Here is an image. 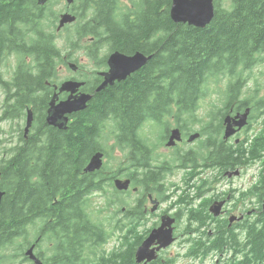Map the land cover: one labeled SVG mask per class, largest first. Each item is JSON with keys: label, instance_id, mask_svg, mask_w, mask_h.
<instances>
[{"label": "flooded vegetation", "instance_id": "obj_1", "mask_svg": "<svg viewBox=\"0 0 264 264\" xmlns=\"http://www.w3.org/2000/svg\"><path fill=\"white\" fill-rule=\"evenodd\" d=\"M8 2L4 0L3 2ZM19 4H11L14 10L19 9L22 16L12 21L3 22L6 31L1 37L5 40L16 42L17 49L11 50L0 47L5 52L18 50L29 52L32 49L33 31L40 33L43 27L46 36H52L53 43L57 38L67 33L75 36L74 47L70 49L76 53L85 52L87 57L95 63V69H87L76 59H66L56 67L54 76L44 79L40 83L38 78L31 77L34 83L29 91H34L29 109L32 112V121L28 132L22 131L21 136L27 139L29 145L34 142V137H39V132L44 128H57L46 121L49 102H55L68 97V91H60L61 83L68 79L84 81V85L77 92L90 93L104 80L102 72L108 71V57L115 51L126 55L141 52L146 55L151 52L143 51V41L139 46L121 51L112 46L82 45L81 28L89 20L92 9L90 5L100 0H20ZM2 1H0L1 4ZM226 4V3H225ZM225 5L224 7H227ZM3 11L7 12V9ZM62 13H70L76 17L75 21L65 23L58 28L59 17ZM34 14L41 17L36 28H31L29 23ZM51 16V17H50ZM54 19L51 24L42 23ZM19 21V22H18ZM26 21V22H23ZM49 22V21H48ZM156 35L150 39L156 40ZM91 38V37H90ZM94 52V58L89 55ZM154 53V52H153ZM255 60L251 65L249 92H243L246 82L238 74L241 66L233 72L219 73L209 80L214 81L221 91L206 93L193 108L190 96H186L189 103H181L180 107L164 117H161L160 95L164 80H176V76L162 78L160 60L154 61L152 68L151 58L142 66L132 70L126 77L109 86L122 84L127 95L133 90L143 91L142 83L137 81L145 77L154 80L146 97L139 100L141 118L137 131L141 141L136 148L137 158L132 160L129 144L123 150L125 159L113 163L115 159L103 152L101 167L94 171H85L89 161L86 160L81 174L77 178V199L83 195L89 202L85 207L87 219L83 227L79 226L74 232L66 236L61 221L66 219L63 212L54 211L51 218L39 221L29 220V244L22 251V257L15 258L5 264H257L255 261L264 262V157L259 162L260 167L247 187L219 186L230 182L242 174L244 167L224 168L220 160L209 157V149L220 144V140L228 144L240 143L244 138L241 134L253 131L255 134L264 131V48L257 51ZM76 62V63H75ZM74 63V67L71 66ZM259 65V67H257ZM68 67L72 72L64 79L56 76L57 70ZM257 67V68H256ZM43 84V85H41ZM1 87V85H0ZM2 88V87H1ZM101 92V91H100ZM92 94V92L90 93ZM210 94H216L219 103H209V108L201 110V101ZM94 95V93H93ZM247 97L249 98L247 100ZM156 100L155 102H153ZM147 101V103H145ZM132 106V103L128 107ZM141 108V107H140ZM154 108V109H153ZM153 109V110H152ZM248 109L246 124L228 138L224 137L226 125L233 124L237 115ZM83 111V110H82ZM82 111H77L78 114ZM68 114L67 123L72 119ZM77 115V118H78ZM227 117H229L227 119ZM237 128L236 125H234ZM162 128V130H161ZM178 128L181 139L172 146L166 142L171 129ZM160 129V131H159ZM34 134L36 136H34ZM194 134H197L196 136ZM113 143L115 137H107ZM133 145L134 139L127 135ZM108 140V141H109ZM107 141V142H108ZM11 142L13 145L21 142L17 135ZM253 163V164H255ZM262 163V164H261ZM239 170V174L234 171ZM138 173L142 185L132 183L129 174ZM209 174H212L211 176ZM179 175V182L174 177ZM130 179L127 189L115 187V179ZM67 196L64 197L68 199ZM93 203H96L95 205ZM214 205H220L217 209ZM53 208V207H52ZM76 211L73 216L80 214ZM163 226V229L172 228L173 240L167 245L157 248L159 241L154 239L146 248V256L137 260V250L144 243L153 229ZM221 233L225 235H221ZM249 233L252 237L248 236ZM32 251L39 263L32 257L25 255V250ZM263 253V256H262ZM152 256L148 258V255ZM154 254V255H153ZM258 254V256H257ZM1 264V262H0ZM263 264V263H262Z\"/></svg>", "mask_w": 264, "mask_h": 264}, {"label": "trees", "instance_id": "obj_2", "mask_svg": "<svg viewBox=\"0 0 264 264\" xmlns=\"http://www.w3.org/2000/svg\"><path fill=\"white\" fill-rule=\"evenodd\" d=\"M0 1L1 37L6 32L3 22L12 21L13 25V19L25 16L19 15V9L9 7L21 3L20 0ZM170 4L171 0L94 1L90 5L92 11L88 15L89 20L84 22L80 35L82 45L112 46L123 52L139 46L140 40L144 39L143 51H152L148 54L152 55L150 68L154 61L160 60L161 77H177L169 82L164 80L162 84V88L167 86L169 89L162 90L158 100L161 117L180 107L181 103H189L186 96H190L193 108H196L206 93L215 91L208 89L210 82H214L209 78L219 73L233 72L241 66L238 77L246 82L249 74L245 72L253 64L257 51L264 48V0H214L215 14L205 27L172 21L169 16ZM40 18L34 14L29 22L31 28L41 23L38 21ZM53 20L47 18L42 25ZM44 33L43 27L40 33L34 29L29 52L0 50V68L10 56L16 60L9 79L0 75L4 92L0 123L17 120L18 127L14 132L21 140L16 145L10 140L4 146L6 156L0 158V191L3 192L0 200L1 264L22 257L24 247L29 244L31 214L33 219L43 221L51 218L54 211L63 212L66 219L61 221L57 217L54 220L61 223L66 236L74 232L79 224L83 227L87 220L84 210L89 202L83 195L80 200L77 199L78 175L86 160L96 151H106L109 156L104 141L110 135L116 139L109 145L112 149L117 146L123 150L130 143L131 158H137L135 147L141 141L137 127L142 120V105L137 100L146 97L148 88L154 83V80L145 77L137 82L146 89L133 90L130 95L123 89V83L109 86L101 92L90 89L94 95L87 107L79 115H72L66 129L44 128L29 145V136L27 139L21 136L23 129H20L19 120L26 117V110L35 102L29 97L34 92L29 91L34 84L31 77L38 78L42 83L55 75L56 67L64 63L61 60L63 55H68L66 59L70 58L71 61L74 59L73 53L64 52L53 43L52 36ZM155 33L158 34L156 40H151ZM75 36L67 33L64 40L73 44ZM6 38L0 40V47L8 46L11 50L18 48L16 42L21 38L14 41ZM89 55L96 61L94 52ZM213 85L217 86L215 82ZM131 103L132 106L128 107ZM127 135L134 139L136 145L126 138ZM209 157L219 159L220 166L224 168H247L264 157V131L257 134L246 132L237 144L220 140V144L209 149ZM129 176L134 185H142L138 173ZM67 196L71 197L65 199ZM78 210L80 214L73 216ZM248 236L252 237V234ZM255 263L264 264L262 260Z\"/></svg>", "mask_w": 264, "mask_h": 264}, {"label": "water", "instance_id": "obj_3", "mask_svg": "<svg viewBox=\"0 0 264 264\" xmlns=\"http://www.w3.org/2000/svg\"><path fill=\"white\" fill-rule=\"evenodd\" d=\"M43 3L45 0H38ZM72 0H67L70 3ZM214 0H171L169 7V16L174 22H183L195 27H204L207 23L211 21L214 15ZM75 19L74 15L70 13H63L61 15L58 28H60L65 22H71ZM152 55H145L141 52H135L133 55H126L120 51H115L111 53L108 57L109 69L108 71L102 72L104 80L96 87V91L104 89L106 86L113 84L116 80H123L128 73L132 70L137 69L147 62ZM74 64H71L72 67ZM84 85V81H77L73 79L65 80L61 83L59 90L68 91L69 95L67 98L55 102L54 98L49 102V108L47 112V122L49 124L58 125L60 128H64L67 120L68 114L83 110L87 106V102L91 99L92 95L86 92H77L80 86ZM248 115V109L243 113L237 115V120L233 124H227L225 127L224 137L235 134L237 130L246 124V119ZM229 117H227L228 119ZM32 121V112L28 108L26 112V123L24 126V132H28L29 126ZM237 126V128L234 127ZM195 136L197 134H194ZM181 139L180 131L178 128L171 129L169 139L166 145L175 144L176 140ZM103 162V152L96 151L93 153L89 161L87 162L84 170L94 171L101 167ZM235 174H239V170L234 171ZM115 187L118 189H127L130 185V179H115ZM3 192L0 191V200ZM218 209L220 205H214ZM157 239L159 245L157 248L162 246H167L173 240L172 228L163 229V226L157 229H153L150 235L145 239L144 243L137 250V260H141L146 256V248L149 246L151 241ZM25 255L32 257L37 263L39 260L35 258L32 251L25 250ZM154 255V254H153ZM152 256L148 255L150 258Z\"/></svg>", "mask_w": 264, "mask_h": 264}, {"label": "rangeland", "instance_id": "obj_4", "mask_svg": "<svg viewBox=\"0 0 264 264\" xmlns=\"http://www.w3.org/2000/svg\"><path fill=\"white\" fill-rule=\"evenodd\" d=\"M51 17V16H50ZM55 21V20H54ZM48 24L50 25L51 22L49 21ZM69 34V33H68ZM66 35L64 36H60L57 38V42L56 45L61 48L64 52H68L70 51V49H72L74 47V43L71 44V42H65L64 38ZM76 57H77V61H79L81 64H84V66H86L87 69H95V63H93V60L89 57H87V55L85 54V52H80V53H76ZM75 55H73V58L76 59ZM5 63L3 64V66L0 68V75H3L4 79H9L15 66H16V60L14 58V56H10L6 61H4ZM70 62H74V61H70ZM76 63V62H75ZM259 67V65L257 66ZM256 67V68H257ZM250 73L251 70H248L245 72V74H249L247 77H250ZM70 74H72V72L69 70L68 67L65 68V70H57L56 72V76L59 77L60 79H64L66 76H69ZM214 82H210L208 89L211 92L212 89H216L217 92L221 91L220 89H223L222 87H214L213 85ZM247 85L246 87H244L243 92L248 93L249 92V87H250V80H247ZM4 98V92L3 89L0 87V106L2 103V100ZM209 103H219V100L217 98L216 94H210L209 96H206L205 99H203L201 101V110H206L209 108ZM1 108V107H0ZM1 110V109H0ZM18 121H2L0 123V139L2 140L1 144H0V158L3 156H6V151L4 150V146L8 145V143L10 142V140L12 139V141H14L17 137V133L14 132V129L17 128L18 126ZM19 125H20V129H24L25 126V117L21 120H19ZM162 130V128H161ZM160 131V129H159ZM253 131H250L249 134H252ZM243 137H245V133L241 134ZM7 139V141H3ZM109 139H106L104 141V143L107 144L108 149H109V157H113L115 158L112 162L113 163H118L120 162L122 159H125V154L124 152H120L118 151V149L115 147L114 149H112L109 145L113 144V142ZM108 141V142H107ZM262 164V163H261ZM260 167L259 162L252 164L251 166L244 168L242 170V174H240L237 178L231 180L230 182H226L224 181L220 186L222 188L228 189L230 187H247L250 183V181L253 179V176L256 174L257 169ZM210 176L212 174H209ZM179 175H176L174 177L176 182H179ZM94 205L96 203H93Z\"/></svg>", "mask_w": 264, "mask_h": 264}, {"label": "bare ground", "instance_id": "obj_5", "mask_svg": "<svg viewBox=\"0 0 264 264\" xmlns=\"http://www.w3.org/2000/svg\"><path fill=\"white\" fill-rule=\"evenodd\" d=\"M66 1H67V0H66ZM214 12H215V10H214ZM62 14H63V13H62ZM62 14H61V15H62ZM214 14H215V13H214ZM61 15H60V17H59V21H60ZM213 17H214V15H213ZM75 19H76V17H75ZM75 19H74L73 21H75ZM212 19H213V18H212ZM212 19H211V21H212ZM59 21H58V24H59ZM73 21H71V22H73ZM211 21H210V22H211ZM210 22L207 23L205 26H207L208 24H210ZM65 23H69V22H65ZM65 23H64V24H65ZM64 24H63V25H64ZM63 25H62V26H63ZM205 26H204V27H205ZM132 55H133V54H132ZM147 56H148V55H147ZM149 59H150V58H149ZM149 59H148V60H149ZM148 60H147V61H148ZM71 64H74V63H71ZM73 80H76V79H73ZM77 81H79V80H77ZM101 90H102V89H101ZM101 90H99V91H101ZM95 91H96V89H95ZM99 91H96V92H99ZM91 95L93 96V94H91ZM91 98H92V97H91ZM90 100H91V99H90ZM90 100H89V101H90ZM89 101L87 102V105H88ZM86 107H87V106H86ZM83 110H84V109H83ZM79 111H82V110H79ZM26 112H27V110H26ZM74 113H75V112H73L72 114H74ZM46 121H47V119H46ZM25 123H26V117H25ZM47 123H48V122H47ZM48 124H49V123H48ZM49 125H55V124H49ZM67 125H68V123H66V125H65L64 128H60V127H58V125H56V126H57L58 129H60V130H64V129L67 128ZM23 131H24V130H23ZM168 139H169V138H168ZM179 140H180V139H179ZM176 141H178V140H176ZM176 141H175V143H176ZM173 145H174V144H173ZM167 146H172V145H167ZM2 195H3V194H2ZM1 197H2V196H1Z\"/></svg>", "mask_w": 264, "mask_h": 264}]
</instances>
